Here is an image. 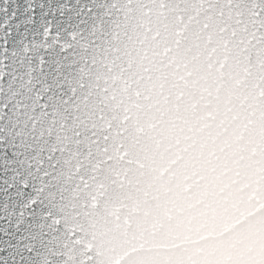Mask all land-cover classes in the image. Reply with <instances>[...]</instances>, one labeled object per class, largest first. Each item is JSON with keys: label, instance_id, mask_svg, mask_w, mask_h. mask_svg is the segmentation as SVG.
I'll list each match as a JSON object with an SVG mask.
<instances>
[{"label": "clouds", "instance_id": "obj_1", "mask_svg": "<svg viewBox=\"0 0 264 264\" xmlns=\"http://www.w3.org/2000/svg\"><path fill=\"white\" fill-rule=\"evenodd\" d=\"M122 8L81 100L110 159L64 206L93 264L147 242L156 221L195 237L264 204V97L253 87L259 76L264 89V66L247 60L243 23L215 0Z\"/></svg>", "mask_w": 264, "mask_h": 264}, {"label": "water", "instance_id": "obj_2", "mask_svg": "<svg viewBox=\"0 0 264 264\" xmlns=\"http://www.w3.org/2000/svg\"><path fill=\"white\" fill-rule=\"evenodd\" d=\"M104 2L109 6L105 16L71 38L70 44L61 45L64 51L57 68L62 71L55 73V81L50 80V88L28 74L31 70L24 64L26 50L11 43L0 45V142L14 141L22 152L30 154L26 162L34 171L43 169L39 173L42 183L38 185L36 217L31 225L35 250H29L33 249V243L23 249H8V264H21V256L39 257L42 264L94 262L91 245L80 239L79 230L65 214L64 206L69 194L76 196L80 189L86 188L89 177H94L110 159L104 155L108 151L103 143L107 136L85 119L81 104L89 69L113 34L127 0ZM177 2L180 0H160L161 10ZM215 3L222 15L227 13L243 23L247 60L259 70L264 66V0H215ZM8 5L11 10L12 0H8ZM5 47L7 51L3 50ZM259 80L257 76L253 85L255 95L264 97ZM260 135L264 136V128L260 129ZM246 179L251 182L258 178L255 171H249ZM262 210L264 204L248 207L239 220L221 223L214 231L195 237L173 227L160 231V223L156 221L150 239L127 249L114 264H122L138 248H146V254L135 256L130 264H264V216L257 215ZM241 223L244 226L237 227ZM142 224L143 220H138V226ZM203 240L208 242L201 245ZM0 256L5 253L0 251Z\"/></svg>", "mask_w": 264, "mask_h": 264}, {"label": "snow or ice", "instance_id": "obj_3", "mask_svg": "<svg viewBox=\"0 0 264 264\" xmlns=\"http://www.w3.org/2000/svg\"><path fill=\"white\" fill-rule=\"evenodd\" d=\"M108 5L104 0H8L0 3V45L11 43L26 50L24 64L29 75L46 88L55 81L63 44L105 16ZM7 51V47L3 49ZM23 72L24 69L22 68ZM35 91L39 93L40 89ZM30 154L22 152L14 141L0 142V256L8 264L7 250L23 249L35 237L31 225L36 217V199L42 183L40 172L34 171ZM31 218V219H30ZM35 245L33 243V249ZM21 264H42L41 258L25 259Z\"/></svg>", "mask_w": 264, "mask_h": 264}]
</instances>
